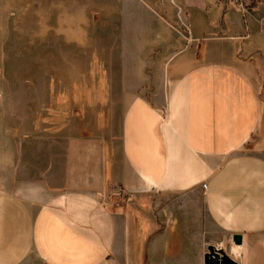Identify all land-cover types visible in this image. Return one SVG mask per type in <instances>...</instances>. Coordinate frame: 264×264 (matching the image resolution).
<instances>
[{"label":"crops","instance_id":"0c3cea01","mask_svg":"<svg viewBox=\"0 0 264 264\" xmlns=\"http://www.w3.org/2000/svg\"><path fill=\"white\" fill-rule=\"evenodd\" d=\"M125 1L148 20L143 33H157L160 16L144 0ZM169 8L196 48L241 44L245 67L208 57L151 95L125 91L109 141L62 133L39 142L25 126L6 141L0 132V264H204L209 245L223 243L231 257L234 235L237 264H264V158L245 151L260 82L242 57L264 49V3L244 13L231 0ZM172 30L163 33L174 39Z\"/></svg>","mask_w":264,"mask_h":264},{"label":"rangeland","instance_id":"374dc122","mask_svg":"<svg viewBox=\"0 0 264 264\" xmlns=\"http://www.w3.org/2000/svg\"><path fill=\"white\" fill-rule=\"evenodd\" d=\"M144 1L166 23L158 19L157 33H143L148 20L125 0H0V132L6 141H17L24 126L37 127L32 139L39 142L62 133L109 141L125 91L151 95L208 57L245 67L236 58L241 44L196 48L184 26L162 11L170 7L173 15V0ZM172 29L180 32L174 39L163 33ZM256 47L242 54L255 61L250 77L260 82L259 121L245 151L264 158V49ZM125 196L116 193L121 203Z\"/></svg>","mask_w":264,"mask_h":264},{"label":"built area","instance_id":"2783aa9c","mask_svg":"<svg viewBox=\"0 0 264 264\" xmlns=\"http://www.w3.org/2000/svg\"><path fill=\"white\" fill-rule=\"evenodd\" d=\"M231 2L242 12L244 13L248 7H250L252 4L254 3H264V0H231ZM206 187V184L203 183L202 184V188H205ZM125 199L126 201H129L130 200V195H127L125 196ZM209 247H212L213 249V253L217 254L218 256H221V253L225 254L229 259H231L233 262H235V264H237V262L232 259L231 257H229L226 253H225V250L222 248L220 249L219 251L217 250L219 245H209L207 248H206V251L204 253V255L208 254V248ZM203 255V257H204Z\"/></svg>","mask_w":264,"mask_h":264},{"label":"water","instance_id":"95a60500","mask_svg":"<svg viewBox=\"0 0 264 264\" xmlns=\"http://www.w3.org/2000/svg\"><path fill=\"white\" fill-rule=\"evenodd\" d=\"M233 242L238 244L240 242V236L234 235ZM204 264H235L231 259H229L225 254L221 253V256L213 253L212 247L208 248V254L203 257Z\"/></svg>","mask_w":264,"mask_h":264},{"label":"clouds","instance_id":"9594fccd","mask_svg":"<svg viewBox=\"0 0 264 264\" xmlns=\"http://www.w3.org/2000/svg\"><path fill=\"white\" fill-rule=\"evenodd\" d=\"M232 222H233L232 217H231V216H228V217L225 218V221H224L223 226H224L225 228H230ZM242 247H243L242 245H241V246H237V245H235L234 242H233V245H232V251H231V257H232V258H237V251H238V249H241ZM222 248H224L223 243H221V244L219 245V247H218L217 250L219 251V250L222 249Z\"/></svg>","mask_w":264,"mask_h":264}]
</instances>
